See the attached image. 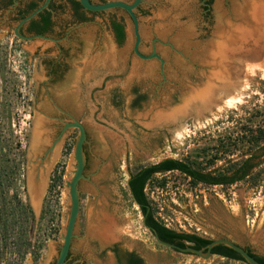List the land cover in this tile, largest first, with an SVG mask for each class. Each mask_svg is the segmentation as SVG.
I'll return each mask as SVG.
<instances>
[{"label": "rangeland", "instance_id": "obj_1", "mask_svg": "<svg viewBox=\"0 0 264 264\" xmlns=\"http://www.w3.org/2000/svg\"><path fill=\"white\" fill-rule=\"evenodd\" d=\"M143 1L136 11L143 39L140 51L150 55L155 44L167 62L166 80L158 61L143 62L134 55L133 23L126 13H87L86 22L77 23L72 4L65 0L57 17L68 29L65 47L71 59L66 61L70 64L66 73L72 74V82L65 89L61 84L49 89L57 107L87 129L84 179L79 186L81 210L71 256L81 264H117L113 254L117 248L124 264L131 253L145 264H245L159 245L144 226L127 183L140 168L167 159L205 158L206 173L218 174L253 156L257 167L252 176L234 186L195 185L175 172L156 175L146 193L157 218L169 228L212 241L229 239L264 257V174L257 181L252 179L264 168V149L245 153L248 144L240 146L252 131L264 129V58L253 68L235 64L230 70L232 95L240 99L234 106L220 99L223 85L217 83L219 91L208 110L190 111L172 124L156 121L158 115L178 111L194 93L214 83L217 68L209 55L218 42L219 19L238 25L232 10L240 0H212L208 12L199 0ZM113 22L124 27L122 43L113 33ZM46 48L35 54L26 43L0 31V210L8 223L16 196L31 208L26 180L33 123L39 110L57 113L45 97L46 89L38 92ZM64 90L65 105L60 98ZM138 95L143 98L138 100ZM55 128L59 130L58 123ZM58 133L45 127L44 143L36 153L44 165L52 162L38 218L31 208L35 215L32 245L26 238L30 225L24 215L22 225H8L7 230L0 225V264L57 262L71 205L67 182L73 177L70 169L79 131L71 130L57 143ZM235 144L239 148L233 155L213 161L217 151L227 145L234 149ZM106 228L113 229L111 235ZM96 231L99 236L94 237ZM101 234H107L106 238Z\"/></svg>", "mask_w": 264, "mask_h": 264}, {"label": "trees", "instance_id": "obj_2", "mask_svg": "<svg viewBox=\"0 0 264 264\" xmlns=\"http://www.w3.org/2000/svg\"><path fill=\"white\" fill-rule=\"evenodd\" d=\"M73 4L74 9L77 13H84V9L78 1H73ZM37 7V5H34L33 9H36ZM82 21H85V18H82ZM112 26L118 42L122 43L125 38L124 27L116 22H113ZM245 144H248V148L245 153L264 149V129L259 128L256 131H252L248 141H244L243 139L240 146H244ZM225 148V150L217 151L216 155L212 157L214 162L219 160L221 161L231 154L233 155V153L237 150L235 148L239 147L237 144H235L234 149H232L228 145ZM200 159L201 157H198L197 159L191 161L167 159L160 163L140 168L139 170L131 174L129 179V184L131 187V191L129 190V192L131 196H135L136 201L140 204L141 212L146 220V226L152 229V234L155 236V233H157L160 240L165 243L176 245L181 248L190 247L198 251L206 249L213 241L205 239L196 234L177 232L169 228L164 222L157 218L156 213L152 207V203L146 193L148 185L154 180L156 175L178 172L189 178L195 185L202 184L206 186L231 187L238 183L244 182L245 180H248L252 176V171L257 167V165L252 163L253 160L256 159V157L252 156L233 164V166L227 171L213 174L206 173V167L204 166L203 162H205L207 159L202 158L201 161ZM262 174H264V168L260 170L256 176H253L252 179L254 181H257ZM60 180L62 181V178H60ZM15 201L16 205L12 207L10 211V215L12 217L10 223H8V220H6V218L2 216V212L0 210V225L5 226L6 230L8 229V225H12L13 227H15V225H22L20 220L22 218V215H24L26 217L27 225H30L29 232H26V238L31 246L35 215L30 206L20 203L17 196L15 197L14 202ZM4 214L6 213H4L3 211V215ZM28 233H30L29 236ZM244 249L258 263L264 264V257L255 255L246 248ZM212 253L213 256H219L229 261H237L246 264V261L243 257L237 254L231 248L226 247L225 245H218L214 247ZM118 262L119 264H124L123 259L119 254ZM126 264H145V262L135 254H130V257Z\"/></svg>", "mask_w": 264, "mask_h": 264}, {"label": "water", "instance_id": "obj_3", "mask_svg": "<svg viewBox=\"0 0 264 264\" xmlns=\"http://www.w3.org/2000/svg\"><path fill=\"white\" fill-rule=\"evenodd\" d=\"M51 0H46L45 4L41 6L37 11H35L30 17H28L21 25L29 20L35 18L40 12L45 10ZM82 8L88 13H104L113 10H122L128 14L130 20L133 23V34L135 37V43L133 46V53L134 55L143 62H153L158 61L160 63V71L164 75L166 61L157 53L155 44H153V52L150 55H144L141 53L140 48L143 43V39L141 36V29H140V21L136 14V11L140 8L143 4V0H134L133 3H127L121 0L118 1H111L108 3L103 4H94L91 0H77ZM15 34L20 37L18 33V29L15 31ZM25 40V39H23ZM167 45L172 46V44L168 43ZM174 49V48H173ZM37 116V119H43L42 113L40 112ZM36 123H33V131H32V138H31V146L29 149V168L27 173V193L29 197V202L31 208L33 209L36 217L38 218L41 210V203L45 192V187L47 184L46 178L48 175V169L51 165L52 161H49L46 165H44V161L40 162V156L36 155L38 152L36 149L35 138H34V127ZM71 130H78L79 131V138L75 147L74 152V159H73V170L72 179L67 182V186L69 189L70 201L71 205L69 206L68 212V221L67 226L65 228V233L62 236L63 245L61 247L60 254L57 259L56 264H66L68 256L71 251V247L73 244V239L75 237V231L77 227L78 218L80 215L81 210V202H80V194H79V186L81 180L84 179V169H85V153L84 148L87 143V129L81 123H79L75 118H72V123L66 125L65 129L63 130L59 140L57 143L61 142L65 136H67ZM56 143V144H57ZM55 146V145H54ZM52 152V151H51ZM40 162V163H39ZM128 189L131 191V187L129 181L127 183ZM133 200L139 206L140 204L136 201L135 196L132 195ZM144 226L149 230L152 229L146 226V220L144 218ZM155 233V232H154ZM156 241L159 245L173 249L178 252L187 253V254H194L200 257L210 258L213 256L212 250L214 247L218 245H225L226 247L231 248L241 257H243L246 261V264H260L258 263L243 247L239 246L238 244L234 243L229 239H218L213 241L206 249L198 251L194 248H181L176 245L168 244L160 240L157 233H155Z\"/></svg>", "mask_w": 264, "mask_h": 264}, {"label": "flooded vegetation", "instance_id": "obj_4", "mask_svg": "<svg viewBox=\"0 0 264 264\" xmlns=\"http://www.w3.org/2000/svg\"><path fill=\"white\" fill-rule=\"evenodd\" d=\"M64 1L65 0H51L48 7L45 10L40 12L35 18L21 25V23H23L28 17H30L41 6H43L46 0L44 1H41V0H0V31L5 32L7 34V37L11 36L13 37V39L16 38L17 41L26 43L27 46H29L32 49H35V54H38L40 49H42L43 46L47 47L44 51L45 60L42 62V64L44 65V75L42 78V82L39 86L38 92L40 93L41 87L46 89L45 97L48 99L49 103L55 107L57 113L53 114L45 110L44 111L39 110V113L40 112L42 113V118H43V121L45 122V127L52 129L53 131L57 130V133L59 132L58 135L56 136L57 137L56 140L61 136L66 125L72 123V118H73V116L70 113H68L66 110H62L60 107H57L53 92H51V89H49V87L54 88L57 84H61V88L65 89V85L67 83L70 84L72 82V74L66 73V71L70 69V64L67 63L66 61L68 58L71 59L65 47V44H66L65 38H66V33L68 29H67V26L64 24V22L60 23V21L57 20L59 12L63 11ZM66 1L70 2L73 6L74 20L77 23L86 22L87 20L86 14L88 12L84 10V13L81 14V13H77L76 10L74 9L73 1H77V0H66ZM199 1L201 5L203 6V8L205 9V12H208L210 8L211 0H199ZM34 5H37L38 7L36 9H33ZM118 11L124 12L119 9ZM90 14H95V13H90ZM96 14H99V13H96ZM82 18H85V21H82ZM17 29H18V33L20 37H18L15 34V31ZM112 30H113V26H112ZM113 33L115 35L114 30H113ZM35 42H39V43L41 42L42 44L35 45L34 44ZM52 53H56V54L52 55ZM163 76L165 78V72ZM164 80H166V78ZM64 91H65L64 93L61 92L60 98L64 102V105H65L66 104L65 101L67 99V94H66L67 90H64ZM142 98H143V95H138V100ZM57 123L59 124V130L55 128V124ZM245 248L250 250L247 247ZM113 254H114L116 263L119 264L118 254L120 255V250L117 248H114ZM129 257H130V254L126 257L125 264L127 263ZM66 264H81V263L79 262L77 258H72L71 253H70L66 261Z\"/></svg>", "mask_w": 264, "mask_h": 264}, {"label": "bare ground", "instance_id": "obj_5", "mask_svg": "<svg viewBox=\"0 0 264 264\" xmlns=\"http://www.w3.org/2000/svg\"><path fill=\"white\" fill-rule=\"evenodd\" d=\"M232 15L238 19L239 24H226L220 21L221 18L219 19L218 25H222V27H219L218 42L213 44L209 55V58L217 68L215 77L212 80L214 83L194 93L191 102L185 103L178 111L169 115H158L156 118L157 122L172 124L179 121L190 111L200 112L208 110L216 100V92L219 91L216 87L217 83L223 85L220 90L222 97L219 96L218 98L227 99L229 106H234L240 101L239 98H235L232 95L233 89L230 88V85L233 83H231L232 74L230 70L233 69L235 64L253 68L258 63H261L262 58H264V0H240L239 3L233 5ZM113 54L112 50L110 56ZM79 75H81L80 72ZM34 123H36L34 127L35 144L37 151H39L44 143L42 137L45 122L43 119H35ZM70 171L72 172L71 169ZM109 231L112 233L113 229H107L106 233H110ZM107 234H101V236L106 238ZM92 235L94 237L99 236L97 231Z\"/></svg>", "mask_w": 264, "mask_h": 264}]
</instances>
